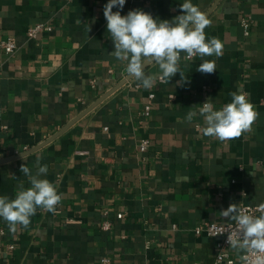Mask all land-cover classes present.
Returning a JSON list of instances; mask_svg holds the SVG:
<instances>
[{
	"label": "crops",
	"instance_id": "1",
	"mask_svg": "<svg viewBox=\"0 0 264 264\" xmlns=\"http://www.w3.org/2000/svg\"><path fill=\"white\" fill-rule=\"evenodd\" d=\"M184 2L126 0L113 11L140 9L170 21ZM191 2L212 21L206 38L223 44L221 57H204L216 61V72L197 71L198 56L181 59L186 80L177 73L151 89L132 80L54 141L0 165V196L14 199L31 186L22 164L33 174L47 165L41 178L62 196L54 213L38 208L15 232L0 218V264H215L217 240L195 227L234 223L221 215L231 204H264V0ZM106 3L0 0V159L43 144L128 76L110 54ZM243 18L251 23L248 37ZM37 24L52 31L30 38ZM9 38L13 54L1 47ZM145 72L158 75L159 68ZM234 91L258 113L241 137H206L203 117L185 119L208 99L216 109L230 103Z\"/></svg>",
	"mask_w": 264,
	"mask_h": 264
},
{
	"label": "clouds",
	"instance_id": "2",
	"mask_svg": "<svg viewBox=\"0 0 264 264\" xmlns=\"http://www.w3.org/2000/svg\"><path fill=\"white\" fill-rule=\"evenodd\" d=\"M125 2L108 0L103 15L114 43L110 54L126 64V72L133 81L151 89L157 79L169 83L177 73L186 80L180 70L182 53L186 61L196 56L201 58L197 71L203 74L216 72V61L204 57H221L223 44L218 38H206L205 29L212 21L191 0H185L180 5L182 14L170 21L154 19L140 9L131 10L127 15L113 11L114 7L123 9ZM152 64L158 66V75L145 72V68ZM230 96L231 102L219 109L208 99L197 110L189 111L185 119L192 122L197 116L203 117L205 126L201 133L206 137L222 142L241 137L251 131L258 113L245 93L234 91ZM20 171L29 178L31 186L27 189L21 186L14 199L0 196V218L7 222L11 232H15L18 226L26 228L38 208L54 213L62 199L56 186L41 178L47 175V165H38L33 174L22 164ZM257 211L259 215L231 204L221 211V215L234 221L235 226L231 229L214 226V236L228 232L227 243L237 254L239 264H264V204Z\"/></svg>",
	"mask_w": 264,
	"mask_h": 264
},
{
	"label": "built area",
	"instance_id": "3",
	"mask_svg": "<svg viewBox=\"0 0 264 264\" xmlns=\"http://www.w3.org/2000/svg\"><path fill=\"white\" fill-rule=\"evenodd\" d=\"M129 1L134 2L135 0H129ZM241 25L243 27L245 36L248 37L250 35V28H251L250 20L247 18H243L241 20ZM50 31H52L51 26H47L45 24H37L28 30V36L30 38L35 39L40 34H42L43 32H50ZM1 47L5 53L13 54L17 49V44H16V41L14 38H9L8 40H6L2 43ZM184 55H185L184 53L181 54V57H182L181 59H183ZM197 57L198 56L193 57L191 60H194ZM191 60H187V61H191ZM153 98H154V95L151 94L150 95V102L152 101ZM144 115H146V116L151 115V104H149L145 107ZM148 145H149L148 140L142 141L141 150L146 151V149L148 148ZM259 206L260 205H255V206L243 205L240 208L247 209L250 213H253L255 215H259V212L257 211ZM214 226L224 227L225 229H231L235 226V222L230 223V224H218V223L207 222L203 225L196 226L194 229V232L198 236L205 234L208 237L217 240V242H216V253H215V264H234V261L230 258V254H229V250L231 248L229 247V245L227 243L228 232L214 236L216 234L214 231ZM103 228L106 230L109 229L110 224L105 223ZM10 249H14V247L10 246ZM109 263H110V260L107 258H103L101 261V264H109Z\"/></svg>",
	"mask_w": 264,
	"mask_h": 264
},
{
	"label": "water",
	"instance_id": "4",
	"mask_svg": "<svg viewBox=\"0 0 264 264\" xmlns=\"http://www.w3.org/2000/svg\"><path fill=\"white\" fill-rule=\"evenodd\" d=\"M210 13V12H209ZM208 13V14H209ZM146 67V66H145ZM148 67V66H147ZM146 67V68H147ZM145 68V69H146ZM132 81L131 77L127 76L123 81H121L118 85H116L114 88H112L109 92H107L106 94H104L101 98H99L89 109H87L83 114H81L78 118H76L74 121H72L71 123H69L68 125H66L64 128H62V130H60V132H58L57 134H55L52 138H50L49 140L45 141L43 144L38 145L26 152H24L23 154H20L18 156H15L13 158H4V159H0V165L11 162L13 160L28 156L32 153H35L36 151L40 150L41 148H43L44 146H46L47 144H49L50 142L54 141L56 138H58L59 136H61L62 134H64L71 126H73L79 119H81L84 115H86L87 113L91 112L93 109H95L97 106H99L102 102H104L108 97H110L112 94H114L116 91H118L122 86H124L125 84H127L128 82Z\"/></svg>",
	"mask_w": 264,
	"mask_h": 264
}]
</instances>
